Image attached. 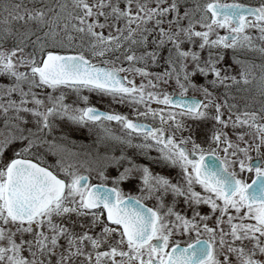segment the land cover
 Here are the masks:
<instances>
[{
	"label": "snow or ice",
	"instance_id": "obj_1",
	"mask_svg": "<svg viewBox=\"0 0 264 264\" xmlns=\"http://www.w3.org/2000/svg\"><path fill=\"white\" fill-rule=\"evenodd\" d=\"M0 264H264V0H0Z\"/></svg>",
	"mask_w": 264,
	"mask_h": 264
},
{
	"label": "rangeland",
	"instance_id": "obj_2",
	"mask_svg": "<svg viewBox=\"0 0 264 264\" xmlns=\"http://www.w3.org/2000/svg\"><path fill=\"white\" fill-rule=\"evenodd\" d=\"M98 106H100V107H103V105H98ZM125 111H127V109H124ZM86 135L85 136H83V137H78V138H80V139H86Z\"/></svg>",
	"mask_w": 264,
	"mask_h": 264
},
{
	"label": "flooded vegetation",
	"instance_id": "obj_3",
	"mask_svg": "<svg viewBox=\"0 0 264 264\" xmlns=\"http://www.w3.org/2000/svg\"><path fill=\"white\" fill-rule=\"evenodd\" d=\"M86 139H87V137H86Z\"/></svg>",
	"mask_w": 264,
	"mask_h": 264
}]
</instances>
